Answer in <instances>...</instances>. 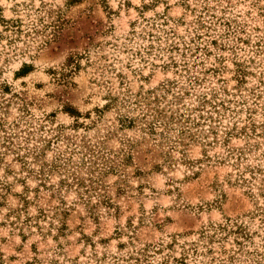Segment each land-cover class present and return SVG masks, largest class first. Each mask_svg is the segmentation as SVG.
Masks as SVG:
<instances>
[{
  "label": "rangeland",
  "instance_id": "374dc122",
  "mask_svg": "<svg viewBox=\"0 0 264 264\" xmlns=\"http://www.w3.org/2000/svg\"><path fill=\"white\" fill-rule=\"evenodd\" d=\"M263 245L264 0H0V264Z\"/></svg>",
  "mask_w": 264,
  "mask_h": 264
},
{
  "label": "trees",
  "instance_id": "16d2710c",
  "mask_svg": "<svg viewBox=\"0 0 264 264\" xmlns=\"http://www.w3.org/2000/svg\"><path fill=\"white\" fill-rule=\"evenodd\" d=\"M6 23V26H8V22H5ZM206 104H210L211 105V102L210 100H207L206 97H202V100H201V105H199L201 107V110L206 106ZM206 117H204V115H199L197 116L196 118L192 119V118H186L184 120L185 124H188L189 127H195V128H201L203 126L202 122H206V121H209V123H211L213 120V118L210 116V114H208L206 112ZM124 122H126V120H124ZM157 123L161 124L158 120H156ZM131 123V122H130ZM202 125V126H201ZM157 127V126H156ZM159 127V126H158ZM166 130V128H163L162 132H160V135H163V131ZM150 131L152 134H156V128L155 127H150ZM167 131V130H166ZM165 131V132H166ZM228 227V225H219L217 227H215L213 229V234L212 235H216V232H225L226 231V228ZM206 238V236H204ZM203 237V238H204ZM215 237V236H214ZM214 237H211V240H213ZM236 245H240L238 242H235ZM242 247V246H241ZM263 249H264V245H263ZM189 251H191L192 254L194 255H197L199 254L198 253V250L196 248V245L193 244L192 245V248L189 249ZM242 250L239 248L237 251H225V250H222L220 252V258H216V257H210L209 261L206 263V264H245L244 262H242L241 258L238 256V253L241 252ZM208 254H212V250L209 249L208 251ZM186 252L184 251L183 252V257L180 259H177V258H173V260L176 262H183V260L185 259L186 257ZM242 254L244 256H248V262H246V264H261L259 259L258 258H261L259 256H261V254L259 253L258 250L256 249H253L251 252H242ZM199 264H205L203 261H199Z\"/></svg>",
  "mask_w": 264,
  "mask_h": 264
}]
</instances>
